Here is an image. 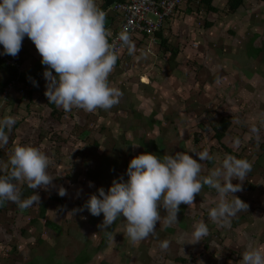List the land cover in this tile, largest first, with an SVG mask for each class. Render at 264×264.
Listing matches in <instances>:
<instances>
[{
  "label": "rangeland",
  "instance_id": "1",
  "mask_svg": "<svg viewBox=\"0 0 264 264\" xmlns=\"http://www.w3.org/2000/svg\"><path fill=\"white\" fill-rule=\"evenodd\" d=\"M260 1L256 3L260 5ZM188 4L190 11L178 20L174 17L181 11L176 12L164 28L169 48L178 51L175 63L157 36L134 42L132 54L128 49L120 52L109 81L122 95L110 109L89 112L58 106L60 112L53 113L45 95V77L31 94L16 95L8 114L16 117V123L10 131L6 129L9 141L0 146V165L8 163L15 144L33 145L49 156L47 171L54 178L47 187L33 190L40 194V203L25 208L7 199L0 203L5 208L0 215V264H240L244 250L264 244V239L250 234L263 212L258 204L264 198L263 177L256 166L243 181L233 179V183L243 184V190L234 195L251 202L226 225L209 218L218 194L207 184L191 206L180 205L178 222L169 226L158 221L155 234L136 243L126 235L123 217L102 229L103 213L95 216L86 208L74 211L100 187L108 190L114 179H127L130 160L140 153H156V147L163 154L207 149L213 163L201 160V175L210 174L221 163L228 153L226 147L251 164L253 157L263 154L259 144L264 141V113L260 112L264 100L259 95L264 92V79L259 78V71L264 72V67L251 66L248 58L263 64L264 55L247 45V32L209 29L207 9L197 2ZM221 6L218 9L225 10L228 3ZM244 13L247 15V9ZM257 24L256 28L261 27ZM252 49L255 55L247 52ZM194 61L203 66L193 67ZM223 116L233 125L220 144L213 126ZM17 185L22 190L28 184L20 180ZM61 186L67 189L64 196L59 195ZM228 199H233L232 194ZM43 204L45 218L40 216ZM161 214L166 210L161 208ZM201 220L208 224L209 232L196 242L193 226ZM165 239L167 249L160 247Z\"/></svg>",
  "mask_w": 264,
  "mask_h": 264
},
{
  "label": "clouds",
  "instance_id": "2",
  "mask_svg": "<svg viewBox=\"0 0 264 264\" xmlns=\"http://www.w3.org/2000/svg\"><path fill=\"white\" fill-rule=\"evenodd\" d=\"M186 6L187 3L182 8ZM105 23V12L97 0H0V45L3 46L0 55H18L27 36L41 54V63L47 66L43 75L49 102L65 110L74 106L89 112L110 109L119 102L122 93L109 81L119 56L116 45L108 39ZM118 39L122 42L120 46H127L130 54L135 52V43L145 40L137 37L133 41L127 29L118 34ZM0 61L6 64L1 58ZM33 82L38 86V82ZM15 123L14 115L0 117V146L8 144L6 129L10 131ZM252 130L259 131L255 127ZM235 143H240L239 138ZM190 153H195L200 160ZM210 159L213 157L207 149L162 156L140 153L130 160L127 179L123 176L114 179L108 190L100 187L98 194L92 193L85 204L74 211L86 208L95 216L103 213L102 229L123 217L126 235L136 243L155 234L158 221L169 226L178 222L180 205L191 206L195 195L207 184L218 194V202L208 211L209 218L218 225L229 224L238 211L249 207L234 195L243 190V184L233 183V179L243 181L252 164L247 158L226 153L210 174L201 175V160ZM49 163V156L39 147L15 144L8 163L0 165V199L16 202L21 208L40 203L41 196L35 191L22 198L17 181L25 180L32 189L47 187L54 178L47 171ZM66 194L67 189L61 186L59 195ZM228 194H232L233 199H228ZM161 208L166 210L163 216ZM193 228L196 242L209 232L203 220L196 222ZM160 247L167 249L169 241L162 240ZM240 264H264V244L244 250Z\"/></svg>",
  "mask_w": 264,
  "mask_h": 264
},
{
  "label": "crops",
  "instance_id": "3",
  "mask_svg": "<svg viewBox=\"0 0 264 264\" xmlns=\"http://www.w3.org/2000/svg\"><path fill=\"white\" fill-rule=\"evenodd\" d=\"M117 1L118 0H97L98 6L105 12V17H106L105 26L109 30L108 39H110L111 35L113 34L114 30L117 29L118 24H119V16L112 9L113 4ZM121 1H124V0H121ZM256 2L257 0H246L244 5L240 6L235 11L230 10L229 0H213L212 6L215 8L214 11L208 10L207 7L203 5V7L206 8L207 11L209 12L207 16L212 19V20L208 19L207 21L208 22L207 24L210 26L208 28L209 29H224L223 31H226L225 29L236 28L237 34H241V32L243 31L247 32V45L251 44L254 49L261 51L262 55H264V1H260L261 2L260 5L257 4ZM226 3H228V8H226L225 10L224 8L218 9L219 4H221L222 5L221 7H223L224 5H226ZM190 8L191 7H186L185 9L181 10V14L180 15L177 14L174 17V19L178 20L180 17L185 16L186 10L188 12ZM246 9H247V15H245L244 13ZM217 11L219 12L225 11L227 12V14L222 13L218 16V13H216ZM249 14L250 16H248ZM214 15H216L217 17L216 19L213 18ZM219 20H220V24L217 26L216 22H218ZM252 20H255V21L253 22L252 25H250L249 23ZM256 23L260 24L259 26L261 27L256 28L255 27ZM215 33L219 34L220 31L215 32ZM226 33H229V32L226 31ZM165 36H166L165 30H163L162 38L164 39ZM0 47L3 48L2 45H0ZM247 52H249V54L251 55H255L253 53V49L247 50ZM10 56L14 57L18 61V63L21 65V70L23 71V75L25 73L27 75H31V78H30L31 83L32 81L38 82L40 81L42 77H44L43 73L47 66L41 63V60H42L41 54L38 52L34 42L27 36L24 38L22 42V48L20 52L18 53V55L16 56L10 55ZM248 59L252 60V62L250 63L251 66H257L260 64L261 67H264V60H261V62L263 63L261 64L257 61V59H253L252 57ZM200 64L203 65V63H200ZM11 72H12L11 69L7 67L3 61H0V112L3 111V114H0V117L1 115H6V114L11 113L12 109L10 110V107H11L10 105L16 102V97L18 98V96L14 94L9 95L7 98L4 96V91H5L4 89L6 87L7 82L11 78V74H12ZM259 78L264 79V72H262L261 70L259 71ZM33 84L36 87L35 85L36 83H33ZM143 86L146 87L145 85ZM259 96L261 100H264V92L262 93V95L260 94ZM31 97H33V95ZM260 112L264 113V111H260ZM261 126H263V123L260 124V127ZM259 149L261 150V153L264 154V141H261V143L259 144ZM263 154L253 157L252 159V165H253L252 167L256 166V170L259 173V176L263 177L262 189H264V155ZM263 201H264V198H263ZM263 201H261V203L258 202V204H260L261 207H263V212L261 215H259V218L256 221H254L255 230L250 233L251 237L257 236L260 239H264V206L262 205ZM247 202L248 203L251 202V199H247Z\"/></svg>",
  "mask_w": 264,
  "mask_h": 264
},
{
  "label": "built area",
  "instance_id": "4",
  "mask_svg": "<svg viewBox=\"0 0 264 264\" xmlns=\"http://www.w3.org/2000/svg\"><path fill=\"white\" fill-rule=\"evenodd\" d=\"M197 2L201 4L203 0H124L115 2L112 9L119 16V24L114 30L109 41L116 45L117 55L120 52H125L127 46L121 47V41L118 39V34L127 29L133 41L136 38L154 39L157 32L163 29L170 17L179 11L186 3ZM9 67L16 70L14 77L10 81L4 91V96L16 93L23 95L33 89L34 84L25 83L22 80L23 71L21 65L15 58L0 55Z\"/></svg>",
  "mask_w": 264,
  "mask_h": 264
},
{
  "label": "trees",
  "instance_id": "5",
  "mask_svg": "<svg viewBox=\"0 0 264 264\" xmlns=\"http://www.w3.org/2000/svg\"><path fill=\"white\" fill-rule=\"evenodd\" d=\"M121 0H118L117 2H120ZM245 1L246 0H229V8H230V10H232V11H235V10H237L240 6H242V5H244V3H245ZM261 1H264V0H261ZM212 2H213V0H203V2L201 3V5H205L206 7H207V9L208 10H210V11H214L215 10V8L212 6ZM188 3H187V7H188ZM190 10H188V12H189ZM209 13V12H208ZM156 36H157V38H162V36H163V29H161L159 32H157V34H156ZM168 38H162V44H163V47L165 48V50H167V52H169V54H170V59L171 60H173V62L175 63V61H176V57H177V55H178V51L177 50H174V49H170L169 47H170V45H168L167 44V42H168ZM195 62V64H193L192 63V66L193 67H196V68H199V66H203L202 64H200V63H198V62H196V61H194ZM188 63H190V61L188 62ZM119 64V59H117V62H116V64L115 65H118ZM198 64V65H197ZM10 69H11V77H14V74L16 73V70L14 69V68H11V67H9ZM27 74H24L23 76H22V80H23V82L25 81V83H28V84H30L31 83V80H30V78L31 77H27L26 76ZM40 76H41V74H40ZM36 87L34 86L33 87V89L31 90V91H28L27 93L28 94H31L32 93V91L35 89ZM25 96V94L22 96V98ZM50 104H51V106L53 107V113L54 112H60L59 111V108H58V106L56 105V104H54V103H51L50 102ZM59 116H60V114H59ZM58 116V117H59ZM232 122H231V120L227 117V116H223V117H221V119L218 121V123H217V125H215V126H213L214 127V136H215V138H216V140L221 144V141H222V139L225 137V134L227 133V131L232 127ZM155 146H156V144H155ZM223 146V145H222ZM226 150H227V152L228 153H231L232 154V150L231 149H229L228 147H226ZM156 155H158V156H162L163 155V152L162 151H160L157 147H156ZM0 156H1V152H0ZM209 163L208 164H212L213 163V160L212 159H210L209 161H208ZM34 189H32V188H30L28 185H23V187H22V190H19L20 191V193H21V196H22V198H27V197H29L30 195H32V193L34 192L33 191ZM3 201V199H0V203ZM14 205L16 206V207H18L19 208V206H18V204L15 202L14 203ZM21 208V207H20ZM4 212H5V208H3L1 205H0V215L2 216V214H4ZM41 213H40V216L42 217V218H45V214H46V209H45V204H43L42 205V208H41V211H40ZM0 216V217H1ZM1 223H2V221H0V227H2L3 226V224L1 225ZM33 223H35L34 222V220H33Z\"/></svg>",
  "mask_w": 264,
  "mask_h": 264
}]
</instances>
